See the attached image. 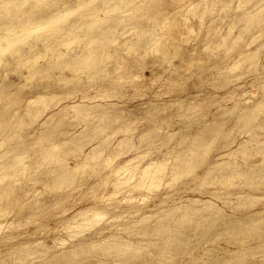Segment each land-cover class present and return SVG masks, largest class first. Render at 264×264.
<instances>
[{"label": "clouds", "instance_id": "9594fccd", "mask_svg": "<svg viewBox=\"0 0 264 264\" xmlns=\"http://www.w3.org/2000/svg\"><path fill=\"white\" fill-rule=\"evenodd\" d=\"M0 264H264V0H0Z\"/></svg>", "mask_w": 264, "mask_h": 264}]
</instances>
